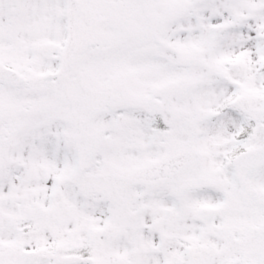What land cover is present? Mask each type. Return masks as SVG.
Returning a JSON list of instances; mask_svg holds the SVG:
<instances>
[{
  "label": "snow or ice",
  "instance_id": "obj_1",
  "mask_svg": "<svg viewBox=\"0 0 264 264\" xmlns=\"http://www.w3.org/2000/svg\"><path fill=\"white\" fill-rule=\"evenodd\" d=\"M0 264H264V0H0Z\"/></svg>",
  "mask_w": 264,
  "mask_h": 264
}]
</instances>
